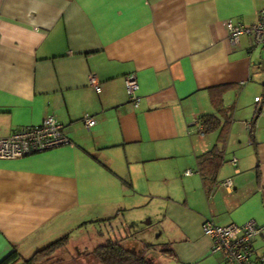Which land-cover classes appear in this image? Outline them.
Instances as JSON below:
<instances>
[{
	"label": "crops",
	"instance_id": "crops-1",
	"mask_svg": "<svg viewBox=\"0 0 264 264\" xmlns=\"http://www.w3.org/2000/svg\"><path fill=\"white\" fill-rule=\"evenodd\" d=\"M263 8L264 0H0V136L54 114L72 140L0 158V261L100 223L110 228L104 239L170 243L176 255L151 249L160 264H231L203 223L264 226V110L255 100L264 96V45L250 35L234 43L224 21L251 24ZM132 72L138 105L126 88ZM222 83L238 84L224 95L233 122L225 161L206 183L198 156L219 130L198 124L215 110L209 88ZM253 247L264 254V233Z\"/></svg>",
	"mask_w": 264,
	"mask_h": 264
},
{
	"label": "built area",
	"instance_id": "built-area-1",
	"mask_svg": "<svg viewBox=\"0 0 264 264\" xmlns=\"http://www.w3.org/2000/svg\"><path fill=\"white\" fill-rule=\"evenodd\" d=\"M229 31V36L234 43H239L242 35H250L256 45H264V8L259 11L258 19L251 24L235 22L228 18L224 21ZM90 82L97 91L101 90L97 78L92 75ZM126 88L130 100L138 105L141 99L139 95L140 84L137 74L132 72L126 77ZM264 110V96L255 97ZM85 123L92 126L96 118L90 113L83 116ZM199 129L202 125L198 124ZM72 143L71 138L65 133L63 123L54 114H48L43 121L36 125H28L13 131L6 136H0V158H13L30 153L58 147ZM237 159L234 158V162ZM187 170L186 173H190ZM232 178H226L222 184L233 186ZM203 230L213 240V250L222 251L231 264H264V254H256L253 242L262 233L264 226L255 220H249L243 224L230 223L219 225L213 219H206Z\"/></svg>",
	"mask_w": 264,
	"mask_h": 264
},
{
	"label": "trees",
	"instance_id": "trees-1",
	"mask_svg": "<svg viewBox=\"0 0 264 264\" xmlns=\"http://www.w3.org/2000/svg\"><path fill=\"white\" fill-rule=\"evenodd\" d=\"M237 85L236 83H222L211 86L209 88L210 100L215 110L202 114L199 119L202 125L200 131L204 134L219 130L217 143L212 149L198 156V170L203 175L206 183L216 177L218 169L225 161L224 147L233 122L234 105H226L224 95ZM260 109L263 111L261 106ZM69 239L70 234L67 233L39 248L31 256H24L15 249L4 257L0 264H47L56 262L60 258L54 259L55 252L64 246ZM158 246L162 251L176 255L174 248L170 247V243L161 245L146 243L143 246L136 247L125 243V238L120 237L107 238L92 250H89L87 255H93L98 260V264H160L155 260L151 250Z\"/></svg>",
	"mask_w": 264,
	"mask_h": 264
},
{
	"label": "rangeland",
	"instance_id": "rangeland-1",
	"mask_svg": "<svg viewBox=\"0 0 264 264\" xmlns=\"http://www.w3.org/2000/svg\"><path fill=\"white\" fill-rule=\"evenodd\" d=\"M245 140H248V136L245 137ZM109 230L108 225L100 223L90 225L87 229L76 228L71 232V238L65 242V245L55 252L54 259L58 257L60 259L47 264H98V260L91 254L87 255V252L97 246L99 240L105 241V235ZM116 236H120V234L110 237L115 238ZM33 253L34 251H30L25 256H31Z\"/></svg>",
	"mask_w": 264,
	"mask_h": 264
}]
</instances>
